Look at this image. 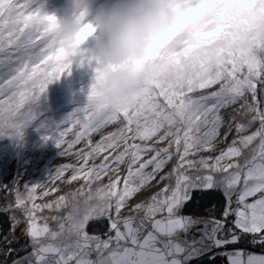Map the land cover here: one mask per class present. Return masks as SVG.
<instances>
[{"label":"snow or ice","instance_id":"1","mask_svg":"<svg viewBox=\"0 0 264 264\" xmlns=\"http://www.w3.org/2000/svg\"><path fill=\"white\" fill-rule=\"evenodd\" d=\"M33 3L0 0V42L15 46L0 59V69L4 70L0 75V135L16 138H22L23 130L37 118L38 102L49 85L70 75L73 67L57 48L54 31L42 22L41 10L32 9ZM186 3L190 12L174 35L144 61L128 63L141 73L146 94L137 105L114 112L107 125L119 122L120 126L95 144L92 134L107 125L91 126L88 121L102 104L97 89L110 66L85 52L79 57L81 65L95 64L87 105L78 107L60 124L42 127L47 130L45 142L53 141L63 156L75 155L82 162L78 167H58L52 179L60 180L70 170L72 175L66 183L83 179L87 192H91V185L107 176L109 182L98 190L103 204L92 207L79 221H74L70 213L54 215L51 219L56 227H51L48 218L38 213L66 207L67 197L37 204L35 194L40 184H26L23 192L14 188L15 208L24 217L25 235L32 248L29 257L14 264H190L194 257L213 248L241 243L247 234H251V243L264 246V99H257L258 94L264 97V0ZM47 19L54 21L55 17ZM197 44H216L217 58L213 61L187 53L183 59L178 58L182 50ZM0 52H4L2 46ZM166 63L170 64L167 69L163 67ZM193 93L198 95L193 98ZM229 106H238L235 111L239 117H247L246 122H236L235 115L226 121L221 109ZM257 122L255 132L243 135ZM225 123L228 127L222 138L227 139L233 123L238 138L220 155L191 159L216 150ZM69 125L75 131L72 139L65 141L71 131ZM257 140L251 157H244V150ZM81 141L85 148L73 152ZM101 155L99 164L89 165V160ZM174 157L172 170L161 175ZM241 157L243 163L238 159ZM121 166L125 168L123 176ZM153 181L156 183L152 186L169 183L149 200L131 205L133 197ZM208 189H223L227 200L224 219L204 222L203 234L189 242L187 234L199 221L182 215V210L193 199L194 191ZM84 191L82 186L79 194ZM47 195L49 191L42 193ZM76 195L73 193L72 198ZM126 208L143 215L122 217ZM233 216L235 219L229 220ZM11 218L15 221L13 228L22 222L16 216ZM101 218L109 222L107 238L86 230L89 221ZM226 222L232 227H225ZM225 254L229 264H264V254L245 249Z\"/></svg>","mask_w":264,"mask_h":264},{"label":"rangeland","instance_id":"2","mask_svg":"<svg viewBox=\"0 0 264 264\" xmlns=\"http://www.w3.org/2000/svg\"><path fill=\"white\" fill-rule=\"evenodd\" d=\"M35 1V0H34ZM36 4H32V9H40L41 12H47L49 14H56L60 17H66L71 14V8L68 0H37ZM112 3V0H95L94 9H98L100 7L109 6ZM107 39L106 33L101 30L95 36H93L84 46V52L88 55L98 54V49L100 44ZM39 40L36 41L39 44ZM4 48V52H0V59H5L4 53L9 50L14 49L13 44H0ZM15 57H13L14 59ZM51 63V62H50ZM35 67V66H33ZM43 68V65H41ZM2 69H0V75L3 74ZM50 71V69H49ZM95 64L85 63L81 65L79 63V58H77L73 62V67L71 74L64 75L61 79L55 81L50 84L45 96L41 98V102H38V115L37 118L29 124L23 130V137L16 138L9 135H0V208L11 209L10 214L12 216H16L22 222L19 223L18 226L12 229L6 237L3 244L0 246V264H14L15 261H22L25 258L30 256L32 252L31 244L29 238L22 237L25 235L26 223L24 221V217L21 212L15 208V194L14 188H19L20 191H25L24 185H29L31 187L34 184H40L41 187H38L36 190V203L37 204H45L50 202H55L58 200L60 196L67 197V201L72 198V194L76 193L77 199H83L84 196L88 193L87 188L88 185L83 179H78L71 183H66L72 175V172L66 171L64 176L60 180H53L52 175H54L55 170L64 165H74L79 166L81 161H78L75 155H62L61 149L56 146L53 141L45 142V135H47L46 128L42 127V125H49L53 121H57L61 119L64 121L71 113H73L78 107H83L88 103V95L91 89L92 84L95 81ZM6 86V85H5ZM258 85V89H259ZM80 90V91H77ZM205 92L209 90H203ZM195 98L198 93L190 94ZM6 99L7 97H2ZM52 103H45L46 100H53ZM257 99H264L261 95L258 94ZM58 102V104H57ZM80 102V103H77ZM40 103V104H39ZM63 107V113L61 116L57 112L58 107ZM68 105H72V107H67ZM238 106H229L227 108L222 109L225 114H222L226 121H229L232 116H237L236 122H246L247 117H239L235 111V108ZM61 112V111H60ZM57 125V124H56ZM120 126V123L117 122L115 124L107 125L102 128L96 134L99 135L100 139L102 136L107 135L110 132H114ZM228 124L221 128V142L217 144L216 150L209 153L203 152L197 156L190 157L191 159L198 160L200 156H217L220 155L222 150H226L234 139H237V133L235 131V123H233V130L228 134L227 139H223V134L226 131ZM259 127L258 122L254 124L248 132L243 133V135L251 134V132H255ZM70 132V131H69ZM70 138L65 137V141L72 139V134L69 135ZM99 139V138H98ZM99 139V140H100ZM99 140L92 139L93 144L98 142ZM140 141L138 140L137 143ZM151 143V142H149ZM258 144V140L253 143V145L249 146V149L244 150V157H251V149L255 148ZM157 147H164L166 144H158ZM81 148H85V144L83 141L81 143L75 145L73 152L78 151ZM27 149V151H25ZM104 153L103 155H106ZM103 155L97 158L95 161L89 160V165L92 163L99 164L103 159ZM244 157L238 158L241 163H243ZM148 157H145L147 159ZM176 163L175 157L172 161L168 163V165L164 168L161 175L172 170ZM226 163V162H225ZM121 176L125 174L124 166H121ZM113 177L115 173L111 174ZM219 175V174H218ZM109 182L107 176L104 177L103 180L93 183L91 188L94 189L97 186L106 185ZM155 181L152 184L148 185L146 188L141 190L135 197H133L131 201V205L136 203L145 202L150 199V197L155 194L160 188H163L165 184L169 183V181H165L164 183L155 185ZM7 186V187H4ZM85 189L83 195L79 194V190L81 187ZM55 189L54 191H52ZM223 190V189H220ZM45 191H49V195L42 196V193ZM234 198V195L232 199ZM235 200L233 199V207ZM9 205H12L10 208ZM131 205H129L131 207ZM67 207H62L58 211L44 209L42 212L38 213V216H43L48 218V223L51 227H56V222L51 219L52 216H66L68 213ZM182 214V213H181ZM122 217H127L129 215L142 216L143 213H132L129 212L128 209H124L122 211ZM184 216H190L185 215ZM192 217V216H190ZM194 220L199 221V223L195 224L187 234L189 242L192 239L198 240L199 237L203 234L202 224L204 222H211L217 218L209 217L205 215L192 217ZM235 219V218H234ZM13 220V219H12ZM94 222H98L100 225L106 226L107 230L103 232L105 227H102L99 231L90 230L87 226V231L90 235H99L102 238H107L106 233L109 231V222L106 218H101L99 220H93ZM15 223V221L13 220ZM90 222V221H89ZM249 242V241H248ZM250 247L255 250V246H250L249 243L245 245V247ZM17 256L10 262H5L4 257L8 254L12 253ZM20 254V255H19ZM93 258H95V254L93 253ZM195 258V257H194Z\"/></svg>","mask_w":264,"mask_h":264},{"label":"clouds","instance_id":"3","mask_svg":"<svg viewBox=\"0 0 264 264\" xmlns=\"http://www.w3.org/2000/svg\"><path fill=\"white\" fill-rule=\"evenodd\" d=\"M71 14L60 17L42 12V22L54 31L57 48L62 49L66 61L74 62L84 53L85 44L99 31L107 39L98 49L97 57L107 68L97 91L102 104L96 107L88 123L104 127L113 113L125 107L137 105L146 94L147 86L141 73L127 66L130 61H144L155 48L161 47L181 26L185 15L190 12L186 0H112L109 6L94 9L95 0H68ZM54 16L55 20H48ZM211 58L219 54L216 44L207 47L184 49L177 56ZM173 59H176L174 57ZM170 64L163 65L167 69ZM97 186L83 199L67 201L71 218L81 220L94 206H102ZM251 249L249 247H246Z\"/></svg>","mask_w":264,"mask_h":264},{"label":"trees","instance_id":"4","mask_svg":"<svg viewBox=\"0 0 264 264\" xmlns=\"http://www.w3.org/2000/svg\"><path fill=\"white\" fill-rule=\"evenodd\" d=\"M38 1L35 0L33 5L36 4ZM5 40L8 39L7 37V31L4 33ZM0 44H6L3 42H0ZM258 87V86H257ZM80 91V90H77ZM53 100H46L45 103H52ZM41 102V101H40ZM80 103V102H77ZM40 104V103H39ZM58 104V102H57ZM67 107H72V105H68ZM61 111V112H60ZM63 107L59 105L57 112L61 116V113H63ZM221 114H225V112L221 109ZM63 120H55L52 123H50L48 126H54L56 124H60ZM69 128H71V125H69ZM75 131V128H71V131L66 134L65 137L70 138L72 132ZM100 137L98 134L93 133L92 139L99 140ZM80 150V149H79ZM27 151V149H25ZM77 151V150H76ZM193 199L186 203L184 209L182 210V214L190 215L192 217H197L201 215L214 217L219 220H223V211L227 204L226 197L224 195L223 190L220 189H208V190H197L193 192ZM259 195V194H258ZM234 200H236V195H234ZM250 201L255 198H249ZM235 205V203H234ZM236 206V205H235ZM11 209H4L0 208V246L5 241L6 237L8 236L9 232L12 231L14 222L11 218L10 214ZM233 217H229V220H234ZM102 227H105L103 232L107 230L106 226L100 225L98 222L90 221L88 224V228L90 230H97L99 231ZM204 227V226H203ZM225 227H232L231 224L225 223ZM26 237V235L22 236ZM249 241V242H248ZM249 243L250 246H255L257 251L264 252V246H261L259 244L251 243V234H247L245 238L242 240L241 243L237 245H228L224 248H213L211 251L205 252L204 254L197 256L193 258V260L190 262V264H227L225 260L226 252L235 250L237 248L244 247ZM248 247V246H247ZM246 248V247H245ZM250 248V247H249ZM1 249V248H0ZM20 255V254H19ZM17 255L10 253L6 257H4L5 262L12 261Z\"/></svg>","mask_w":264,"mask_h":264},{"label":"crops","instance_id":"5","mask_svg":"<svg viewBox=\"0 0 264 264\" xmlns=\"http://www.w3.org/2000/svg\"><path fill=\"white\" fill-rule=\"evenodd\" d=\"M203 226H204V223L202 224V227ZM237 249H244V248H237ZM237 249H235V250H237ZM231 251H234V250H231ZM231 251H228V252H231ZM246 252L255 253V254H264V252L257 251L256 249L255 250L249 249V250H246ZM225 260H226L227 264H229L227 255L225 256Z\"/></svg>","mask_w":264,"mask_h":264}]
</instances>
